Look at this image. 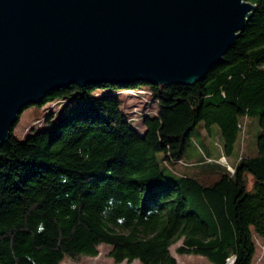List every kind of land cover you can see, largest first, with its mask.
Returning <instances> with one entry per match:
<instances>
[{
    "label": "trees",
    "instance_id": "obj_1",
    "mask_svg": "<svg viewBox=\"0 0 264 264\" xmlns=\"http://www.w3.org/2000/svg\"><path fill=\"white\" fill-rule=\"evenodd\" d=\"M249 1L234 45L198 82L71 85L32 104L60 107L0 146V264H61L98 246L116 264H177L179 241L178 255L253 264L264 239V0ZM135 84L156 108L136 123L116 94H146ZM246 117L258 118L255 150L230 164ZM199 123L217 127L220 155L190 161Z\"/></svg>",
    "mask_w": 264,
    "mask_h": 264
},
{
    "label": "water",
    "instance_id": "obj_2",
    "mask_svg": "<svg viewBox=\"0 0 264 264\" xmlns=\"http://www.w3.org/2000/svg\"><path fill=\"white\" fill-rule=\"evenodd\" d=\"M249 0H0V146L22 109L86 84H193L232 48Z\"/></svg>",
    "mask_w": 264,
    "mask_h": 264
},
{
    "label": "rangeland",
    "instance_id": "obj_3",
    "mask_svg": "<svg viewBox=\"0 0 264 264\" xmlns=\"http://www.w3.org/2000/svg\"><path fill=\"white\" fill-rule=\"evenodd\" d=\"M136 89L147 90L146 94L142 91L131 92L123 91L116 94H120L119 98L123 101L121 109L126 111L130 115V120L134 123L139 122L138 116L141 113H152L156 110L153 103L147 108L144 103H148L149 99L152 98L151 92L147 86L135 84L133 85ZM149 98V99H148ZM154 108H151V107ZM60 107L59 103H52L50 105L44 104L39 107L36 105H30L27 108H23L19 114L18 121L13 128V135L18 139H23L31 131L38 130L44 126V117L47 114L55 113ZM247 126L243 128V131L239 134V141L235 144L233 155L227 157V162L231 164V159L237 158L241 148L242 151L245 150L246 155H252L256 146V137L259 133V125L257 117H246L244 120ZM217 127H212L210 133L205 129L203 123H199L192 134L191 143L186 149V159L194 161L195 157L199 154L198 152H205L207 155L213 158L220 155V149L217 143H220L218 136ZM240 142H243L242 147ZM196 148V149H195ZM198 152H197V151ZM223 162V161H222ZM256 253L254 256L253 264H264V239L255 237ZM180 245V241L174 244L170 248L171 254L176 258L177 264H212L205 258L193 255H178L175 249ZM108 247L98 246V254L96 257H79L77 260L64 259L61 264H116L108 257ZM119 264H140L137 260L127 263L122 262Z\"/></svg>",
    "mask_w": 264,
    "mask_h": 264
},
{
    "label": "built area",
    "instance_id": "obj_4",
    "mask_svg": "<svg viewBox=\"0 0 264 264\" xmlns=\"http://www.w3.org/2000/svg\"><path fill=\"white\" fill-rule=\"evenodd\" d=\"M223 160V162H224V159H222ZM232 262H233V260L231 259V260H228V263L227 264H232Z\"/></svg>",
    "mask_w": 264,
    "mask_h": 264
},
{
    "label": "crops",
    "instance_id": "obj_5",
    "mask_svg": "<svg viewBox=\"0 0 264 264\" xmlns=\"http://www.w3.org/2000/svg\"><path fill=\"white\" fill-rule=\"evenodd\" d=\"M233 164L235 163V161L232 162Z\"/></svg>",
    "mask_w": 264,
    "mask_h": 264
},
{
    "label": "clouds",
    "instance_id": "obj_6",
    "mask_svg": "<svg viewBox=\"0 0 264 264\" xmlns=\"http://www.w3.org/2000/svg\"><path fill=\"white\" fill-rule=\"evenodd\" d=\"M65 180L67 179V178H64Z\"/></svg>",
    "mask_w": 264,
    "mask_h": 264
}]
</instances>
